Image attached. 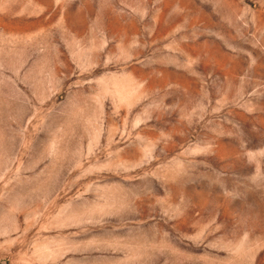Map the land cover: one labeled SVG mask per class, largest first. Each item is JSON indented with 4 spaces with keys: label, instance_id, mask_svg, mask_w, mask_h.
Wrapping results in <instances>:
<instances>
[{
    "label": "rangeland",
    "instance_id": "rangeland-1",
    "mask_svg": "<svg viewBox=\"0 0 264 264\" xmlns=\"http://www.w3.org/2000/svg\"><path fill=\"white\" fill-rule=\"evenodd\" d=\"M0 264H264V0H0Z\"/></svg>",
    "mask_w": 264,
    "mask_h": 264
}]
</instances>
